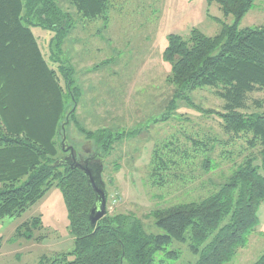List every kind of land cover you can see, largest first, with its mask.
Here are the masks:
<instances>
[{"label": "trees", "instance_id": "trees-1", "mask_svg": "<svg viewBox=\"0 0 264 264\" xmlns=\"http://www.w3.org/2000/svg\"><path fill=\"white\" fill-rule=\"evenodd\" d=\"M257 1L207 0L209 6L218 4L225 17L234 16L235 22L222 24L213 37L198 29L189 38L168 36L163 59L171 66L168 82L176 87L170 112L178 101L194 106L193 92L214 89L225 101L223 112L207 113L222 120L226 134L247 138L249 148L258 153L238 165L210 196L152 211L149 217L163 231L154 235L146 232L142 220L125 215L108 213L94 227L89 214L96 194L85 174L59 156L68 153L63 143L70 123L94 140L102 157L126 136L106 129L91 131L77 120L80 91L74 86L73 68L62 59L63 45L75 29L72 14L59 0H0V220L21 216L57 187L74 238L71 251L44 255L38 264H155L163 252L167 259H179L178 252L167 251L174 241L188 244L198 257L193 264H227L248 245L260 225L264 203V113L242 111L250 95L264 90V26L241 29L240 24ZM68 2L87 20H107L110 0ZM37 27L54 33L51 62L58 71L42 53L33 32ZM99 154L89 157L96 161ZM154 160L156 174L164 165L159 151ZM210 163L207 159L205 167ZM42 227V218H35L19 226L12 240H40L35 232ZM2 245L0 238V250ZM255 264H264V254Z\"/></svg>", "mask_w": 264, "mask_h": 264}, {"label": "rangeland", "instance_id": "rangeland-1", "mask_svg": "<svg viewBox=\"0 0 264 264\" xmlns=\"http://www.w3.org/2000/svg\"><path fill=\"white\" fill-rule=\"evenodd\" d=\"M59 4L75 20L62 59L73 68L74 86L80 91L77 120L91 131L106 129L126 135L102 157L94 140L70 123L65 148L74 147L79 159L100 153L95 162L104 168L107 214L140 219L147 233L163 234L149 217L152 211L210 196L238 165L258 153L249 148L247 138L226 134L222 120L207 113L223 112L225 101L214 89L190 94L195 107L178 101L177 109L169 110L176 87L168 82L171 66L163 59L168 36L189 38L191 31L198 29L213 37L222 24L232 25L234 16L225 17L218 4L209 6L207 0H110L107 20L83 18L68 0H59ZM262 26L264 0H258L240 28ZM33 32L46 60L58 71L59 66L51 62L54 33L38 27ZM242 112L263 114L264 90L250 95L248 108ZM58 140L61 142L60 137ZM158 151L164 165L155 174L153 162ZM59 156L66 155L60 152ZM207 159L209 168L204 165ZM35 218L43 221V227L35 232L40 240H12L19 226ZM259 218L260 225L248 245L227 264H255L264 254V203ZM0 238V264H38L44 255L71 251L74 238L61 190L54 187L21 216L0 220ZM167 251L178 252L179 259H167L163 252L155 264H193L198 259L185 243L174 241Z\"/></svg>", "mask_w": 264, "mask_h": 264}, {"label": "water", "instance_id": "water-1", "mask_svg": "<svg viewBox=\"0 0 264 264\" xmlns=\"http://www.w3.org/2000/svg\"><path fill=\"white\" fill-rule=\"evenodd\" d=\"M63 145L64 150L70 152L71 158H73L75 163L74 165L69 164L67 163V159H64V164L81 170L85 174L90 186L96 194V202L89 214L91 223L95 227L97 223L107 215L108 197L106 186L102 178L104 171L103 165L96 162L91 163L89 160L80 163L78 162V156L74 147L65 148V143H63Z\"/></svg>", "mask_w": 264, "mask_h": 264}, {"label": "flooded vegetation", "instance_id": "flooded-vegetation-1", "mask_svg": "<svg viewBox=\"0 0 264 264\" xmlns=\"http://www.w3.org/2000/svg\"><path fill=\"white\" fill-rule=\"evenodd\" d=\"M89 158L90 157H87V158H84V159H79V157H78V162L83 163V162L89 160L91 163H95L94 160H92L91 158L89 159ZM65 159H67V163L72 164V165L75 164L73 158H71L70 152L67 153Z\"/></svg>", "mask_w": 264, "mask_h": 264}]
</instances>
